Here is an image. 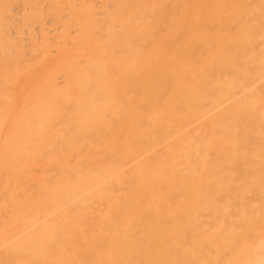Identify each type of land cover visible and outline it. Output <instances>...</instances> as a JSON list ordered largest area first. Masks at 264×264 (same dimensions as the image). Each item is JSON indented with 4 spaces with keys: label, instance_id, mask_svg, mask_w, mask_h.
<instances>
[{
    "label": "bare ground",
    "instance_id": "obj_1",
    "mask_svg": "<svg viewBox=\"0 0 264 264\" xmlns=\"http://www.w3.org/2000/svg\"><path fill=\"white\" fill-rule=\"evenodd\" d=\"M0 162V264H264V0H0Z\"/></svg>",
    "mask_w": 264,
    "mask_h": 264
},
{
    "label": "rangeland",
    "instance_id": "obj_2",
    "mask_svg": "<svg viewBox=\"0 0 264 264\" xmlns=\"http://www.w3.org/2000/svg\"><path fill=\"white\" fill-rule=\"evenodd\" d=\"M0 164H1V162H0ZM127 199H129V198L127 197ZM151 200L152 201L154 200V196H146V198L140 199V202L136 203V205H134L133 203H129L126 211L128 213H131V212L135 213V211H138V212L149 211ZM115 212H118V211L116 210ZM68 229H69V227H68ZM60 230L63 231V229H60ZM61 231H59L58 234H61ZM167 246H170V244H168ZM209 246H210V244H207V243H197V244L180 243L179 247H178L179 250L185 252L188 256H191V257L190 258L189 257L184 258L181 260H179V258H177L176 262L180 263V264H192V262H194L193 264H196L197 262H199L200 264H219V263H222V262L225 263L226 261H228L227 258L220 260L218 262L215 261V258H214L212 251L211 250H208V251L205 250V248H207ZM156 248H157V244H156ZM90 251H94V250L91 246V243L87 242L83 246L82 249H80V248L76 249V255L72 256V262H74V263L80 262L79 264H91L90 258H88L86 256L87 254L90 253ZM192 253H194L193 257H192ZM163 255H166V257L170 256V254L167 251H165V252L159 251L158 256H163ZM165 264H172V263L165 262Z\"/></svg>",
    "mask_w": 264,
    "mask_h": 264
}]
</instances>
